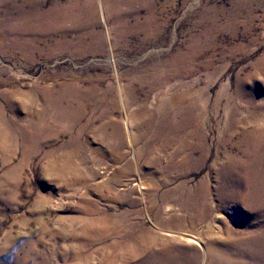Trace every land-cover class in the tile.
Masks as SVG:
<instances>
[{"label":"rangeland","instance_id":"rangeland-1","mask_svg":"<svg viewBox=\"0 0 264 264\" xmlns=\"http://www.w3.org/2000/svg\"><path fill=\"white\" fill-rule=\"evenodd\" d=\"M107 2L63 1L62 29L28 53L0 29V264H245L221 243L251 229L214 166L231 119L257 128L263 114L264 0H141L120 18ZM172 58L200 69L153 88L147 71ZM242 79L260 87L252 104L236 94ZM124 85L136 99L146 90L150 111L165 91L197 90L206 163L179 167L153 130L138 139L144 103L128 105ZM203 183L199 220L183 200Z\"/></svg>","mask_w":264,"mask_h":264},{"label":"bare ground","instance_id":"bare-ground-1","mask_svg":"<svg viewBox=\"0 0 264 264\" xmlns=\"http://www.w3.org/2000/svg\"><path fill=\"white\" fill-rule=\"evenodd\" d=\"M63 1L69 0H0V18L3 19L0 22V29L4 31L5 37L15 36L16 50L24 53L34 51L36 34H56L69 18L68 10L61 5ZM136 1L141 0H108L107 3L112 6L113 14L120 18L119 7L124 3L130 5ZM59 44L63 45L64 42L59 41ZM178 60L172 58L147 71L149 79L155 81L153 88L162 89L165 83L186 78L200 69L198 67L178 68L176 66ZM256 64L259 66L260 62ZM173 67L177 68L172 70ZM209 68L210 64L207 63L201 69ZM156 73L160 75L154 76ZM143 75L146 78V68ZM251 76L254 75L251 73ZM239 83L241 86L236 94L246 97L251 104L254 103L253 94L260 87H251L245 91L242 87L245 84L243 79ZM123 89L126 91V96L131 99L130 102L126 101L128 105L137 99H141L144 103L141 109L134 113L140 121L138 139L141 138L140 136H145L146 132L153 130L156 135L163 136V141L168 145L176 144L171 156L174 160L177 155H183L184 159L179 163V167L191 162L192 169H197L206 163L211 148L205 126L201 123L202 113H197V90L189 86L182 93L165 91L162 99L158 101V110L150 111L146 109V90L136 99L135 96L133 97V87L124 85ZM107 91L112 93L111 90ZM50 92L51 90L47 91L48 94ZM167 95L168 98L164 101L163 98ZM219 98L220 94H217V99ZM258 108L263 114L255 121L258 122L257 128L256 126L240 127L237 118L231 119L220 143L221 155L217 156L214 166L219 171L218 192L223 196L222 201L225 205H230L237 200L239 202L237 209L243 213L246 227L251 229L243 233L241 240L233 237L232 240L221 241L225 249L231 253L228 257L236 263L238 256L245 264H264V109ZM115 129L117 138L122 142L124 134L121 127L116 124ZM146 148L148 146L145 143L144 152ZM208 199V189L203 183L199 191L188 201L183 200V205L189 211L195 212L196 219L206 220L210 214ZM253 215H255L254 218Z\"/></svg>","mask_w":264,"mask_h":264}]
</instances>
